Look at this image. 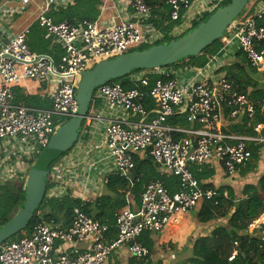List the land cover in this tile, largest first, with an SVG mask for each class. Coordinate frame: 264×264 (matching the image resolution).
Here are the masks:
<instances>
[{
    "label": "built area",
    "instance_id": "built-area-1",
    "mask_svg": "<svg viewBox=\"0 0 264 264\" xmlns=\"http://www.w3.org/2000/svg\"><path fill=\"white\" fill-rule=\"evenodd\" d=\"M223 1L167 0L166 4L170 21L179 22L177 26L188 30ZM37 4L32 13L34 23L43 30L48 50L58 48L61 54L54 61L49 54L32 52L27 44L31 26L11 36L0 31L2 185L21 178L26 184L27 172L41 150L56 130L76 115L75 90L84 71L164 38L151 22L152 10L145 0H129V6H121L110 24L88 19L55 22L49 15L51 7L66 5L58 0H3L0 19L11 26L15 18ZM263 16L264 8H257L242 22L233 21L225 30L220 50L202 68L165 66L152 70L163 79L150 87L143 77L145 72L129 76L133 86L129 90H124L121 83L97 88L82 119L81 135L87 137L83 140L86 144L101 132L102 159L85 161L82 150L73 147L48 174L53 184L48 190L50 196L70 194L77 198L71 193L72 186L83 188L92 180L106 182L108 175L129 181L134 157L149 156L162 172L178 178L177 192H169L158 179L150 181L139 204L118 211L112 225L73 208L68 228L40 222L28 237L1 243L0 264H107L111 255L120 252L142 259L149 255V250L138 242L143 233L163 232L179 215L194 210L200 200L214 197L215 191L203 190L190 169L211 164L231 177L251 160L250 145L264 144V125L255 126L256 136L224 131V107L231 109L227 118L236 120L244 114L253 117L256 108L248 95L237 93L226 75L219 73L220 67L234 60L235 48L244 53L251 68L259 72L263 69L264 28L258 24ZM175 28L170 36L181 35L173 33ZM33 87L40 98L48 101V109L18 101L19 94L28 96ZM148 105H154L152 117ZM181 116L187 126L171 123ZM81 166L87 170L84 176ZM126 200L130 201L128 194ZM236 255L233 250L228 261Z\"/></svg>",
    "mask_w": 264,
    "mask_h": 264
},
{
    "label": "trees",
    "instance_id": "trees-1",
    "mask_svg": "<svg viewBox=\"0 0 264 264\" xmlns=\"http://www.w3.org/2000/svg\"><path fill=\"white\" fill-rule=\"evenodd\" d=\"M145 1L152 10L151 22L164 36L156 44L168 43L185 36L202 22L206 21L215 11L204 14L198 22H193L190 29L180 36L174 37L170 36V32L179 22L170 21V8L166 4L167 0ZM231 1L224 0L219 7L226 6ZM260 1L262 0H251L237 20L242 22L252 16L254 7ZM88 5L82 6L79 4L77 5L78 7L72 6L69 10H61L58 14H53L52 16L55 22L65 19L72 20L74 17L77 19L94 20L97 12L93 10L91 12V10L87 9ZM258 24L264 28V16ZM27 44L32 52L49 54L54 61L58 60L61 54L58 48L48 50V42L43 39V30L36 23L30 27ZM151 46L153 45H142L132 51L143 50ZM221 46L222 41L218 40L198 56L182 59L178 63L166 67L202 68L207 63L208 58L215 55ZM235 50L237 51L234 52V60L230 61L232 63L220 67L219 73L226 75L227 80L234 86L237 93L248 95V100L255 105L256 111L251 118H248L244 114L239 120H236L227 118L231 109L224 107V131L233 134L256 136L257 133L254 131L255 126L264 125V67L260 72L251 68L246 61L244 53L239 49L235 48ZM145 72L147 75L143 77L146 78L148 87L156 80L163 79L161 76L154 74L152 70H138L134 71L131 75ZM128 79L129 76L113 80L111 83H121L124 90H129L133 86L129 83ZM18 101L35 108L48 109L50 107L48 101L42 100L38 96L19 95ZM148 110L150 111V117H152L154 115L152 111L154 110V105H148ZM171 123L187 126L184 116L173 119ZM81 130L82 127L79 130V134ZM261 135L264 137V130L261 131ZM263 146L264 144L250 145L251 160L246 166L238 169L240 177L243 178L255 173ZM60 158H56L50 163L47 167L48 171L51 170ZM134 163L135 167L129 181L118 176L108 175L103 193L92 201H83L72 197L70 194L60 197L50 196L48 190L52 188L53 184L47 175L46 191L41 204L34 212L32 220L28 222L27 227L23 231L10 240L28 237L35 225L40 222L68 228L72 217V210L76 207L100 223L112 225L118 211L127 205L134 207L139 204L145 185L152 180H160L171 193L178 191V178L162 172L161 167L155 164L149 156L142 158L136 156L134 157ZM214 166L204 164L190 169L203 190L209 189L215 191L214 197L209 200H200V203L191 212L198 223L204 224L217 219L226 220V223L224 226L216 227L208 235L196 238L192 244L190 257L182 264H264V219L259 228L255 229L251 234L248 233L250 225L264 215V174L258 178L256 184H245L237 195V192L230 186L217 187L209 182L215 175ZM33 167H35V164ZM25 186V183L19 182L9 183L0 187V228L9 222L23 206ZM127 194L130 201L126 200ZM190 226L191 220L189 217L181 214L177 217V221L170 223L163 232L158 234L143 233L138 242L149 250V255L142 259L131 258L128 264H151L150 257L152 252L155 251L154 247L156 245L162 254L176 251L178 249V240L189 232ZM113 237L114 232H111V238ZM235 243L236 246L234 245ZM233 250H236L237 255L232 261H228ZM114 264L119 263L114 262Z\"/></svg>",
    "mask_w": 264,
    "mask_h": 264
},
{
    "label": "water",
    "instance_id": "water-1",
    "mask_svg": "<svg viewBox=\"0 0 264 264\" xmlns=\"http://www.w3.org/2000/svg\"><path fill=\"white\" fill-rule=\"evenodd\" d=\"M251 0H232L218 7L210 17L185 36L164 44H155L143 50L131 51L118 57L101 61L80 75L75 95L78 111L74 117L60 126L50 138L40 156L41 166L30 168L25 186L23 206L15 216L0 228V244L23 231L41 204L46 191L47 167L68 153L76 144L82 119L87 113L95 90L113 80L130 76L138 70H156L198 56L214 42L221 40L225 30L250 4ZM41 151V152H42ZM40 152V153H41Z\"/></svg>",
    "mask_w": 264,
    "mask_h": 264
},
{
    "label": "crops",
    "instance_id": "crops-1",
    "mask_svg": "<svg viewBox=\"0 0 264 264\" xmlns=\"http://www.w3.org/2000/svg\"><path fill=\"white\" fill-rule=\"evenodd\" d=\"M3 0H0V4ZM62 3H66V5L58 6L56 9L51 7L49 15L53 17V14H58L61 10L66 11L69 10L72 6L78 7L77 5H86L89 4L87 9L91 10V12L96 11L97 16L94 20L98 21L101 24H110L113 22V18L117 16L119 13L118 10L121 8V6H129L128 2L129 0H58ZM38 2V0H37ZM36 7L38 8V4L35 7H31L28 11V13L24 14L22 17H17L14 19L11 26L7 24L6 20L0 19V31H6L8 36H11V34L16 33L17 31H20L22 28L26 26H31L34 24V16L32 13H35ZM85 8V7H84ZM257 8H264V0L260 1L255 7L254 10ZM93 10V11H92ZM253 10V11H254ZM80 11V10H79ZM79 13V12H77ZM123 16L120 15V19L122 20ZM54 19V18H53ZM81 20L74 17L72 20ZM118 22V20H116ZM179 24V23H178ZM11 28H10V27ZM177 26V25H176ZM174 26V28L176 27ZM173 28V29H174ZM42 30V29H41ZM28 39V38H27ZM46 41V40H45ZM47 42V41H46ZM232 61V60H231ZM231 64L232 62L229 61ZM229 63L225 64L228 65ZM224 66V65H223ZM32 93L28 96H40L37 90L33 87L31 89ZM22 95V94H19ZM23 96V95H22ZM40 98V97H39ZM44 100L43 98H40ZM23 103V102H22ZM93 140L89 143L83 144V140H85L87 137H83L81 133L79 134L78 142L73 146L79 150H82L81 154L83 157H85V161L87 160H93L99 162V158L102 159L104 155V148L102 146L103 137L100 133H95L93 136ZM39 156V155H38ZM37 156V158H38ZM36 158V159H37ZM35 160V159H34ZM35 162V161H34ZM34 165V164H33ZM33 165L30 167L32 168ZM84 166H81L80 173L84 176L87 174V170L83 168ZM29 168V170H30ZM215 175L214 177L209 181L213 185L219 186H230L233 189L234 185L237 184L236 180H239L241 187H243L245 184H256L258 178L264 174V146L261 149L260 152V159L258 162V166L256 168L255 173L247 175L246 177H240L239 172H236L233 176L227 177L223 173V171L220 168L213 167ZM28 170V172H29ZM27 172V177H28ZM91 178H94L95 176L93 173L90 174ZM108 178V176H107ZM23 178L20 179L18 182H10V183H24ZM107 182V180H106ZM106 182L100 181H90L88 184H86L85 187H79L72 186L71 193L83 201H92L96 197L100 196L103 193V188ZM75 191V193H74ZM241 191V189H240ZM239 191V192H240ZM236 192V190H235ZM130 200V199H129ZM194 210H192L193 212ZM197 211V209H196ZM190 212L189 214H184L185 216H188L191 220V226L189 227V232L184 235L182 238L178 240V249L173 252H169L166 254H162L157 245L154 247V255L152 252V255L150 257L151 264H182L184 263L191 255V248L194 240L198 237H203L211 233L213 229L219 226H224L226 223V220L223 219H217L214 221H210L208 223H198L195 218L193 217V213ZM264 215L260 217L257 221H254L252 225H250L248 229V233H252L255 229L259 228V226L263 223ZM159 251V254H157L156 251ZM131 257H129L126 252H120L118 254H113L109 257L107 264H114V262H118L119 264H128Z\"/></svg>",
    "mask_w": 264,
    "mask_h": 264
},
{
    "label": "rangeland",
    "instance_id": "rangeland-1",
    "mask_svg": "<svg viewBox=\"0 0 264 264\" xmlns=\"http://www.w3.org/2000/svg\"><path fill=\"white\" fill-rule=\"evenodd\" d=\"M185 28H184V26H182V27H179V26H177L176 28H175V30L173 31V33H175L176 35H180V34H182L183 32H185L186 30H184ZM258 77V76H257ZM258 79H259V77H258ZM262 80V79H261ZM79 81H80V79H78V83H79ZM74 149V148H73ZM72 151V150H71ZM43 153V151L39 154V155H41ZM39 159H40V156H38V158L35 160V162H34V164H36L37 163V167H40L41 166V163H40V161H39ZM236 182H237V184H235L234 185V190H236V192H237V195L239 194V191H240V189L242 188L241 187V185H240V181L239 180H236ZM4 185H6V184H9V183H3ZM12 184V183H11ZM0 185H2V184H0ZM4 185H2V186H4ZM2 186H0V187H2ZM217 186V185H216ZM157 252V254H159V251L157 250L156 251ZM153 255H154V252H153Z\"/></svg>",
    "mask_w": 264,
    "mask_h": 264
}]
</instances>
